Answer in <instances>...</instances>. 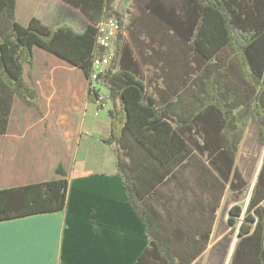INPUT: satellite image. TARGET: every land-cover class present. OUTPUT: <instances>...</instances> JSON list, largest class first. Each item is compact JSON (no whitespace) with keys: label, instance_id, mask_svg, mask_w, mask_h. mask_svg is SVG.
I'll list each match as a JSON object with an SVG mask.
<instances>
[{"label":"trees","instance_id":"1","mask_svg":"<svg viewBox=\"0 0 264 264\" xmlns=\"http://www.w3.org/2000/svg\"><path fill=\"white\" fill-rule=\"evenodd\" d=\"M64 1L88 18L81 29L69 21L47 25L36 16L22 25L16 0H0V132L15 95L39 108L36 91L23 78L35 46L89 78L93 58L103 51L97 24L116 18L111 62L95 80L109 93L101 97L90 82L88 99L113 102L104 141L115 145L127 202L148 237L133 264H191L208 241L223 184L230 180L233 190L240 189L233 164L249 120L260 125L264 140V0H131L127 24L114 0ZM56 173L51 180L0 189V221L63 210L68 180L60 166ZM173 180L182 189L193 182L199 193L188 215L167 228L149 201L160 199V188ZM204 202L210 204L206 217ZM229 212L230 225L239 217L245 221L228 264H264V155L247 206L235 204Z\"/></svg>","mask_w":264,"mask_h":264},{"label":"crops","instance_id":"2","mask_svg":"<svg viewBox=\"0 0 264 264\" xmlns=\"http://www.w3.org/2000/svg\"><path fill=\"white\" fill-rule=\"evenodd\" d=\"M14 13L22 25L33 16L47 25L69 21L76 29L88 22L64 0H16ZM23 78L39 108L13 97L0 132V189L54 179L58 166L68 189L63 210L0 221V264H133L148 237L127 202L115 145L104 141L112 100L90 101L83 70L37 46ZM98 89L103 97L109 93Z\"/></svg>","mask_w":264,"mask_h":264},{"label":"rangeland","instance_id":"3","mask_svg":"<svg viewBox=\"0 0 264 264\" xmlns=\"http://www.w3.org/2000/svg\"><path fill=\"white\" fill-rule=\"evenodd\" d=\"M113 5L116 10L121 14V20L123 24H127L129 21V11L133 9L131 6V0H114ZM38 10H41V5L37 6ZM116 18H110L106 21V30L111 31V39L114 43L119 27L117 25ZM107 31V32H109ZM128 37L127 32L125 33ZM148 69L145 70V73ZM237 82L240 81L236 76ZM259 122L264 127V118H259ZM260 125L253 120H249L244 130V136L239 143L238 155L234 159L233 169H236L241 177L240 189L236 192L231 188V181H227L223 184L221 190V197L218 201V205L213 213L214 219L212 220L211 233L208 237V241L205 248L200 251L198 256L191 264H228L231 252L237 241L235 238L240 225L244 220L243 217L236 218L233 225L229 224V209L232 205H240L242 208L246 206L247 196L239 198L244 191L245 186H251L258 173L260 163L264 153V140L259 134ZM186 177V175H184ZM193 180V177L191 178ZM179 180L183 181L179 176ZM194 182V180H193ZM193 182L187 186L186 189H182L176 181L162 186L160 188V199H150L149 205L160 214L161 221L167 228H171L177 221L182 220L184 215H188V206L195 199V192L199 188L193 184ZM192 189L194 191H192ZM201 195V194H200ZM204 196V195H201ZM203 199V197H202ZM205 200V199H203ZM207 202V201H205ZM203 215L206 217L209 214V205L205 203ZM215 202V201H214ZM198 215L199 210H196ZM211 213V212H210ZM189 222L191 219L187 216ZM201 217V216H200ZM192 223L190 222V225Z\"/></svg>","mask_w":264,"mask_h":264},{"label":"built area","instance_id":"4","mask_svg":"<svg viewBox=\"0 0 264 264\" xmlns=\"http://www.w3.org/2000/svg\"><path fill=\"white\" fill-rule=\"evenodd\" d=\"M107 21V20H106ZM106 21L99 22L97 27L99 29V35L97 37V43L102 46L103 51L95 56L92 60V69L90 73L89 86L90 82L93 86L98 87V84L95 82L98 73H100L106 66L111 62L113 52H114V43L111 39V31L106 30ZM118 24L116 25V28ZM109 31V32H107ZM103 97V96H101Z\"/></svg>","mask_w":264,"mask_h":264},{"label":"water","instance_id":"5","mask_svg":"<svg viewBox=\"0 0 264 264\" xmlns=\"http://www.w3.org/2000/svg\"><path fill=\"white\" fill-rule=\"evenodd\" d=\"M263 155H264V153H263ZM262 160H263V157H262ZM261 160V161H262ZM260 165H261V163H260ZM259 169H260V167H259ZM258 173H259V170H258ZM258 173H257V175H258ZM256 175V176H257ZM256 179V178H255ZM254 183H255V180H254V182H253V184L251 185V187H250V190L248 191V195H247V203H246V206H247V204H248V201H249V198H250V192H251V190H252V188H253V185H254ZM244 208H245V206H244ZM230 213V212H229ZM239 229H240V227H239ZM239 229H238V232H237V234H236V239L239 237ZM234 249V248H233ZM233 251V250H232Z\"/></svg>","mask_w":264,"mask_h":264},{"label":"bare ground","instance_id":"6","mask_svg":"<svg viewBox=\"0 0 264 264\" xmlns=\"http://www.w3.org/2000/svg\"><path fill=\"white\" fill-rule=\"evenodd\" d=\"M236 238V237H235Z\"/></svg>","mask_w":264,"mask_h":264}]
</instances>
